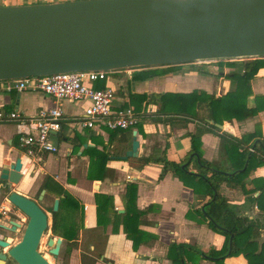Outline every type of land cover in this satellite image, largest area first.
<instances>
[{"label":"crops","instance_id":"0c3cea01","mask_svg":"<svg viewBox=\"0 0 264 264\" xmlns=\"http://www.w3.org/2000/svg\"><path fill=\"white\" fill-rule=\"evenodd\" d=\"M213 63L122 70L111 75L107 81L96 83L95 87L115 91L113 108H132L142 116L141 123L133 130L111 131L102 126L87 128L83 123L88 102H63L62 128L50 136L59 151L40 154L36 167L18 185L11 186L12 192L39 203L48 214L50 228L53 205L59 198L46 190L40 201L41 192L45 190V178H53L75 199L76 203L62 210L61 226L78 235L71 242L60 237L63 239L60 263L43 252L42 247L39 249L50 264H173L168 253L175 241L186 242L205 253L213 248L220 251L224 247L225 237L214 232L197 213H193L191 219L187 218L189 212L204 203L202 195H197L193 188L185 185L173 173H168L161 180L163 166L160 164L139 168L137 163L142 158H160L164 151L166 158L175 163L192 159V135L198 129L208 128L205 123L212 125L206 104L200 106L197 103L195 117L191 113L192 107L181 98L170 97V111L166 113L160 112L161 100H152L153 96L158 95L180 96L194 92H203L215 98L227 95L233 88L231 73H242L244 67H236L235 64L233 68L219 67ZM155 70L163 73L146 80L136 77ZM250 84L253 96L249 106H253L255 96H264V68ZM55 106V99L45 93L0 94V111L6 114L19 112L26 123L37 119L41 111L51 110ZM221 125L222 129L214 125L219 130L217 133L206 132L201 138L203 159L216 166L231 167L229 154L235 148L233 142L236 141L227 137L224 142V134L243 141L241 148H238L240 153L253 150V144L264 139V111L242 122L224 121ZM134 132L139 142L138 156L121 160L132 150ZM251 134L256 136L252 140L248 137ZM22 153L16 124L0 121V176L3 167L14 164ZM190 168L195 171L193 164ZM255 178H264V166L253 169L250 179ZM97 183L98 190L95 189ZM130 183L138 186L136 204L139 210L155 207L142 218L139 229L157 236V240L143 243L137 251L133 249V242L127 238L123 227L122 215L126 211L124 197ZM220 192L231 205L238 206L240 212L258 216L257 207L247 204V197L239 190H231L223 185ZM98 196L112 197L114 204L110 210L107 208L100 225ZM7 197L8 193L2 189L0 181V211L3 208L9 211L6 215L0 214V226L10 227L11 221L23 225L14 233L0 229V238L5 237L14 246L22 240L26 217L11 206ZM50 234L51 237H58L51 230ZM45 240L47 237L44 236L41 246ZM199 264L217 263L203 259ZM224 264H247V260L243 256L230 257L225 259Z\"/></svg>","mask_w":264,"mask_h":264},{"label":"water","instance_id":"95a60500","mask_svg":"<svg viewBox=\"0 0 264 264\" xmlns=\"http://www.w3.org/2000/svg\"><path fill=\"white\" fill-rule=\"evenodd\" d=\"M255 59H264V0H67L0 6V81ZM136 135L121 160L138 156ZM23 168L18 157L1 171L8 201L28 222L18 244L0 238V264H50L39 251L49 230L48 214L37 201L12 192L11 186L26 176ZM45 194L43 190L40 201ZM59 204L55 200L53 212ZM22 227L11 221L0 229L14 233ZM62 243L60 237L48 239L53 260Z\"/></svg>","mask_w":264,"mask_h":264},{"label":"trees","instance_id":"16d2710c","mask_svg":"<svg viewBox=\"0 0 264 264\" xmlns=\"http://www.w3.org/2000/svg\"><path fill=\"white\" fill-rule=\"evenodd\" d=\"M243 67L242 73H231L233 88L223 97L215 98L203 92H194L180 96H153L152 101L161 100V113L170 111L168 110L170 108L169 98L177 97L185 100L192 107L193 112L191 111V113L195 117L197 116L195 113L198 103L200 106L206 104L209 113L208 119L213 120L217 124H223L224 121L236 120L242 122L248 120L264 111V96H255L253 106H249V101L253 96L250 82L264 68V59L245 60L243 61ZM162 73L163 71L160 70L148 71L140 73L136 77L146 80ZM95 88L102 89L99 86ZM185 107L189 109L188 106ZM205 124L208 125V128L198 129L196 134L192 135L193 148L190 155L192 159H187L182 163H175L166 158L164 151L160 158H142L137 160L139 168L149 164L162 165L161 180L168 173H173L185 185L193 188L197 195H202L205 200L204 203L189 212L187 218L191 219L193 213H197L214 232L224 236L226 239L225 245L220 251L213 248L207 253L186 242L175 241L169 248L168 258L173 264H199L203 259L213 260L217 264H224L227 258L243 256L247 260V264H264V178L250 179L253 169L264 166V139L253 144V152L249 149L241 152L248 160L243 159L244 161H241L240 166H237L238 169L235 168L234 164H231V167H214L211 162L203 159L201 138L206 132L217 133L219 130L214 125ZM227 137L236 141V143L233 142L235 148H241L243 141L235 140L224 134L222 136L224 142L227 141ZM248 137L252 140L256 136L251 134ZM191 164H193L195 171L190 168ZM223 185H226L231 190L242 192L247 197V204L252 207L256 206L260 215L251 216L242 213L238 206L231 205L229 199L220 192ZM43 189L60 200L58 212H52L50 228L52 234L64 238L67 242H71L76 239L78 234L71 233L68 228H62L61 215L62 210L67 205L76 203L75 199L51 177L45 178ZM137 193L138 186L135 183L127 185V192L124 197L126 211L122 215L124 232L127 238L133 242L135 251L143 243L157 240V236L149 235L139 229L142 218L153 211L155 207L151 206L145 211L139 210L136 204ZM97 205L100 225L102 224V216L106 213L107 208L110 210L114 206L113 198L98 196ZM116 214L119 216L117 212Z\"/></svg>","mask_w":264,"mask_h":264},{"label":"built area","instance_id":"2783aa9c","mask_svg":"<svg viewBox=\"0 0 264 264\" xmlns=\"http://www.w3.org/2000/svg\"><path fill=\"white\" fill-rule=\"evenodd\" d=\"M67 1V0H57ZM54 0H49L51 3ZM31 4V3H29ZM218 61L197 62L195 64H210ZM120 71L73 72L46 77H30L18 80L0 81V94L11 92L45 93L55 99L56 106L51 110H43L37 119L26 123L19 112L6 114L0 111V121L16 124L19 143L23 151V174H29L40 162L38 158L43 153H57L50 136L59 132L64 120L63 102H88L85 109L86 120L83 125L87 128L102 126L111 131L133 130L142 120V116L132 108L115 109V91L111 88L96 89L95 84L107 81L108 78ZM253 152V150H251ZM9 211L3 208L1 215Z\"/></svg>","mask_w":264,"mask_h":264},{"label":"rangeland","instance_id":"374dc122","mask_svg":"<svg viewBox=\"0 0 264 264\" xmlns=\"http://www.w3.org/2000/svg\"><path fill=\"white\" fill-rule=\"evenodd\" d=\"M54 1H56V0H54ZM42 2H49V0H0V5H3V6L4 5H11V4L25 5V4H29V3L34 4V3H42ZM243 61H245V60H239V61H236L235 63L232 61H218L217 63H213V65H219V67L227 66L228 68H233V67H235V65H236V67H238V66L242 67ZM230 152L231 153L229 154V156H230L229 163L234 164L235 168H237V169H238L237 166H240V164L242 163L241 161H244L243 159H246V161L248 160L247 157H244L243 154L240 153L237 148H233V150H230ZM214 167H219V166L214 165ZM196 185L200 186L199 184H196ZM50 207H51V205L49 206V208ZM258 215H260V214H258ZM25 222L27 224V222H28L27 217H26ZM46 237H47V240L43 241L44 244H42L41 250H43V252L48 254L47 242H48V239L51 237L50 227H49V230L45 233V238ZM62 256L63 255L60 254V256L58 257V259L56 261H58L60 263Z\"/></svg>","mask_w":264,"mask_h":264}]
</instances>
